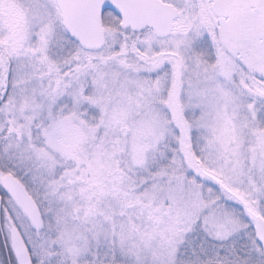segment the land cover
Here are the masks:
<instances>
[{"label": "snow or ice", "instance_id": "1", "mask_svg": "<svg viewBox=\"0 0 264 264\" xmlns=\"http://www.w3.org/2000/svg\"><path fill=\"white\" fill-rule=\"evenodd\" d=\"M0 264H264V0H0Z\"/></svg>", "mask_w": 264, "mask_h": 264}]
</instances>
